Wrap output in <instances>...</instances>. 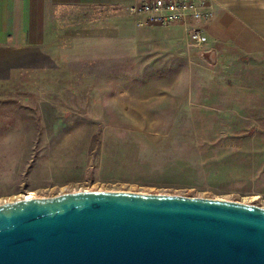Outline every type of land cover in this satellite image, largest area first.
I'll return each instance as SVG.
<instances>
[{"label": "rangeland", "instance_id": "374dc122", "mask_svg": "<svg viewBox=\"0 0 264 264\" xmlns=\"http://www.w3.org/2000/svg\"><path fill=\"white\" fill-rule=\"evenodd\" d=\"M86 15L0 50V203L88 190L264 207V55L213 58L180 28Z\"/></svg>", "mask_w": 264, "mask_h": 264}, {"label": "water", "instance_id": "95a60500", "mask_svg": "<svg viewBox=\"0 0 264 264\" xmlns=\"http://www.w3.org/2000/svg\"><path fill=\"white\" fill-rule=\"evenodd\" d=\"M0 264H264V207L79 190L0 204Z\"/></svg>", "mask_w": 264, "mask_h": 264}, {"label": "crops", "instance_id": "0c3cea01", "mask_svg": "<svg viewBox=\"0 0 264 264\" xmlns=\"http://www.w3.org/2000/svg\"><path fill=\"white\" fill-rule=\"evenodd\" d=\"M140 0H0V50L38 46L55 28L80 30L87 10L110 7L131 17L129 6ZM215 18L205 25L213 58L225 51L264 55V0H215ZM71 24L75 27L72 28ZM79 25V26H76ZM77 27V28H76ZM143 37L146 32L130 33Z\"/></svg>", "mask_w": 264, "mask_h": 264}, {"label": "built area", "instance_id": "2783aa9c", "mask_svg": "<svg viewBox=\"0 0 264 264\" xmlns=\"http://www.w3.org/2000/svg\"><path fill=\"white\" fill-rule=\"evenodd\" d=\"M215 7V0H140L128 10L138 27L182 29L188 45L204 53L209 46L205 25L215 18Z\"/></svg>", "mask_w": 264, "mask_h": 264}, {"label": "bare ground", "instance_id": "6f19581e", "mask_svg": "<svg viewBox=\"0 0 264 264\" xmlns=\"http://www.w3.org/2000/svg\"><path fill=\"white\" fill-rule=\"evenodd\" d=\"M23 198V197H22ZM18 199H20V198H18ZM17 200V199H16ZM1 202V201H0ZM5 202V201H4ZM4 202H2V203H4ZM1 204V203H0Z\"/></svg>", "mask_w": 264, "mask_h": 264}]
</instances>
